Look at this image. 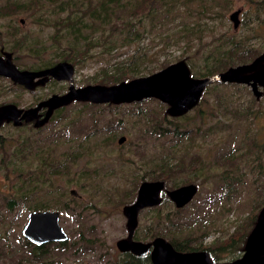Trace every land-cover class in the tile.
Listing matches in <instances>:
<instances>
[{
	"label": "rangeland",
	"instance_id": "1",
	"mask_svg": "<svg viewBox=\"0 0 264 264\" xmlns=\"http://www.w3.org/2000/svg\"><path fill=\"white\" fill-rule=\"evenodd\" d=\"M262 52L264 0H0V56L20 70L70 63L75 87L117 84L181 60L191 76L208 77ZM33 81L26 88L0 76V106L28 109L68 92V79ZM260 92L217 80L179 116L156 98L73 100L39 126L4 122L0 264H121L122 208L144 180L168 190L193 183L197 192L181 208L163 193L140 211L133 239L207 250L215 263L236 258L264 206ZM34 210L58 211L66 240H28Z\"/></svg>",
	"mask_w": 264,
	"mask_h": 264
},
{
	"label": "water",
	"instance_id": "2",
	"mask_svg": "<svg viewBox=\"0 0 264 264\" xmlns=\"http://www.w3.org/2000/svg\"><path fill=\"white\" fill-rule=\"evenodd\" d=\"M238 14L239 10L231 14L235 26L238 24ZM73 72V66L66 62L42 70H20L12 64L9 57L4 60L0 56V76L20 83L26 88H32L33 80L37 78L40 83H43L48 76L58 80H69L68 92L59 95L52 94L34 107L21 109L11 103L1 105L0 122L4 119H14L17 122L22 117L32 120L37 117V111L42 107L47 108L43 119L45 120L54 109L67 105L73 100L120 104L144 98H157L168 105V114L183 115L198 103L205 88L217 80L224 83L249 84L254 93L261 94L259 86H264V52L250 62L230 66L222 72L201 78L191 76L190 69L183 60L169 64L150 75L112 85L94 84L75 87L72 79ZM42 122L37 121L36 125ZM123 139L124 137L120 138V142ZM164 186L163 180H144L138 187L135 199L123 206L127 236L116 241L120 252H130L136 256L149 255L152 264H264V206L247 236L243 255L229 262L212 263L206 252L176 251L162 237H156L151 241L133 239L140 211L160 203L162 199L160 193ZM196 190V185L189 183L167 190L166 193L174 201L176 207H183L191 200ZM23 235L36 244L62 242L67 238L66 232L60 226L59 212L56 210L30 212L23 228Z\"/></svg>",
	"mask_w": 264,
	"mask_h": 264
},
{
	"label": "flooded vegetation",
	"instance_id": "3",
	"mask_svg": "<svg viewBox=\"0 0 264 264\" xmlns=\"http://www.w3.org/2000/svg\"><path fill=\"white\" fill-rule=\"evenodd\" d=\"M239 15V14H238ZM228 68V67H227ZM226 68V69H227ZM48 78V77H47ZM36 81H39V79L37 78V79H35ZM34 82V81H33ZM225 83H235V82H225ZM247 85H249V84H247ZM264 86H259V91H260V88H263ZM252 93H253V95L255 96V97H257V98H260L261 96H262V94H256V93H254L253 91H252ZM79 101V100H78ZM82 101H84V100H82ZM91 102V101H90ZM107 103H112V102H107ZM115 104V103H114ZM68 105V104H67ZM64 106H66V105H64ZM61 107H63V106H61ZM61 107H59V108H61ZM59 108H56V109H54L52 112H51V114H50V116L47 118V119H45V120H43L44 118H45V115H46V111H47V108L46 107H42V108H40L38 111H37V117L36 118H33L32 120H26V119H24V117H22V118H19L18 119V121L16 122L14 119H4L3 121H1L0 122V127L3 125V123L4 122H6V123H8V122H12L15 126H17V125H21V123H22V121L24 120V121H26V122H31V123H33V125L34 126H39V125H41V124H45L46 122H48L49 120H50V118L52 117V115L57 111V109H59ZM37 121H43L41 124H39V125H36V122ZM124 137V139L120 142V138H123ZM126 136H124V135H122V136H120L118 139H117V143L118 144H123L125 141H126ZM140 185V184H139ZM139 187V186H138ZM138 190V189H137ZM168 189L166 188V186H164V189L161 191V193H160V196H162V194L164 193L165 195H167V193H166V191H167ZM196 192H197V190H196ZM71 193L72 194H74V195H77V193H76V191L75 190H71ZM196 195V193L194 194V196ZM193 196V197H194ZM167 197L170 199V197L167 195ZM192 197V198H193ZM192 198H191V200H192ZM190 200V201H191ZM161 201H162V199H161ZM160 201V202H161ZM189 201V202H190ZM160 204V203H159ZM159 204H157V205H155V206H158ZM185 205H187V204H185ZM184 205V206H185ZM155 206H152V207H155ZM176 206V205H175ZM148 208H151V207H148ZM177 208H181V207H177ZM145 209V208H144ZM170 243V242H169ZM177 244H179V243H177ZM245 244H246V242H245ZM245 244H244V246H242V251L240 252V255L239 256H237L236 258H240L242 255H243V253H244V251H245ZM170 245L175 249V247L172 245V243H170ZM182 247H183V249L184 250H182V251H179V250H176V251H179V252H206V254L208 255V257H209V259L211 260L212 259V256H211V254L207 251V250H190L189 248H186L185 247V245L184 244H180ZM123 253V252H122ZM123 254H125V253H123ZM126 254H131V255H133L132 253H130V252H126ZM133 256H135V257H139V258H144V260H147V258H148V261L152 264V262H151V259H150V257H149V255H145V256H136V255H133ZM236 258H233V259H231V261L232 260H234V259H236ZM150 259V260H149ZM147 261V262H148ZM211 262H212V260H211ZM212 263H215V262H212Z\"/></svg>",
	"mask_w": 264,
	"mask_h": 264
},
{
	"label": "trees",
	"instance_id": "4",
	"mask_svg": "<svg viewBox=\"0 0 264 264\" xmlns=\"http://www.w3.org/2000/svg\"><path fill=\"white\" fill-rule=\"evenodd\" d=\"M32 212V211H31ZM172 245L175 247L176 250H179V251H182L184 250L183 247L180 245V244H177V243H174V242H171ZM125 255V260L122 261L121 264H134L135 261H140L141 258L139 257H135L131 254H124ZM143 259V258H142ZM237 259V258H236ZM148 261V260H147ZM149 262V261H148ZM147 262V263H148ZM150 263V262H149Z\"/></svg>",
	"mask_w": 264,
	"mask_h": 264
},
{
	"label": "bare ground",
	"instance_id": "5",
	"mask_svg": "<svg viewBox=\"0 0 264 264\" xmlns=\"http://www.w3.org/2000/svg\"><path fill=\"white\" fill-rule=\"evenodd\" d=\"M157 99V98H156ZM159 100V99H158Z\"/></svg>",
	"mask_w": 264,
	"mask_h": 264
}]
</instances>
